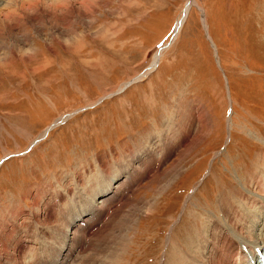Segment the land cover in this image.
<instances>
[{
    "label": "rangeland",
    "instance_id": "374dc122",
    "mask_svg": "<svg viewBox=\"0 0 264 264\" xmlns=\"http://www.w3.org/2000/svg\"><path fill=\"white\" fill-rule=\"evenodd\" d=\"M188 1L146 0L155 10L120 37L137 41H124L132 47L123 50L96 39L82 16L0 33V158L16 154L0 163L2 264L9 233V251L16 241L32 248L24 264L37 252L35 264H65L56 256L80 243L76 226L87 223L79 216L99 201L96 190L110 186L109 177L127 183L130 164L147 151L176 146L193 115L199 121L186 141L131 181L92 232L126 216L138 237L134 264H176L174 248L204 235L207 215L219 216L221 203L235 201L234 190L264 169V0H193L174 37ZM67 30L88 33L79 55L63 44ZM24 48L32 55H19ZM97 56L108 60L103 72L86 67ZM145 200L154 215L138 211Z\"/></svg>",
    "mask_w": 264,
    "mask_h": 264
},
{
    "label": "bare ground",
    "instance_id": "6f19581e",
    "mask_svg": "<svg viewBox=\"0 0 264 264\" xmlns=\"http://www.w3.org/2000/svg\"><path fill=\"white\" fill-rule=\"evenodd\" d=\"M191 6H194L193 0H189L187 2V6H186L187 9L183 12L182 15L183 18H181L175 26V30L173 33L174 37L178 33L181 24L183 22V19L186 16V13ZM72 16L75 19L84 20L81 19L80 13L74 9L72 12L64 16L45 15L43 17H33L30 18L23 25H29L33 28H36L42 23L60 25L62 23H66V21H68V19L71 18ZM21 26L22 25L18 24L15 30ZM6 34L7 36L16 35L15 31L11 29ZM6 34L4 33V35ZM162 51L163 49L160 50L158 56L161 54ZM156 61L157 58L155 59L154 63H156ZM195 121H199V119L196 118L195 115H193L191 119L188 120V124H187L188 127L185 126L184 131L181 134L178 133L179 138H181L182 140L180 139V141L177 142L176 146L171 145L172 147L171 149L175 150L178 146L182 144V142L186 141L190 133H192L193 124ZM191 142L194 143V141ZM191 145L192 144L190 143L189 146ZM171 149L169 148L168 150L167 147H165L163 153H160V155H158L159 153L157 152L153 153L152 150H150L144 154L145 157L144 159L133 160V163L131 164L129 163L131 168L130 174L127 175L129 181L125 184L115 183L114 185H112L114 179L111 180V178L109 177L108 180V178L104 177V180L107 179L109 181L108 183L111 182V185L108 186L107 188L105 187L104 190H100L98 193L96 190L94 195L98 197L99 201L95 206L86 205L87 206L86 212L81 213L79 216V218L81 219L80 222H83L85 224L87 223L86 224L87 227L84 226L85 228L83 230L80 228V226L79 227L78 225L76 226L75 234L77 236V239L80 241V243L74 244L69 242L67 245L63 246V247H71V245L74 244L72 246L73 249L71 251L73 252V250H75V253L67 251L64 257L56 256L57 263L70 264L67 262L72 260L76 252L82 246L83 243L82 237L86 234H90L92 232L91 229L99 223L100 219H103L107 209L109 207L112 208L114 203L119 198L123 197L124 194H127L129 190L132 189V186H134V184L133 185L130 184L131 181L132 183H135L140 178L141 180L147 178V174L150 171H152V169H154L153 168L154 164L160 163L158 161L159 156L160 157L162 156L164 159H166L169 156V152L171 151ZM261 167L263 168L264 165L262 164ZM262 170L264 169L257 170L254 173V175L251 178H249V180L244 179L243 181L244 187L243 185L242 187L240 186L241 189L243 188V191L238 189L234 190L235 195L238 196L235 198V201L233 200L229 202L228 205L223 202L221 203L218 214L219 216L216 215L214 216V214L207 215V217L204 219L205 220L203 224L204 228L202 230L204 231L203 232L204 235L201 232H197L194 235L193 240H190L191 238L187 239V243H184L183 246L177 245V247L174 248L173 251L174 254H176V262H175V258H173L174 261L172 260L174 263L176 264H259L258 253H264V173L262 172L261 174ZM124 177H125L124 172L120 171L119 175H116L114 178H116V181L119 182L122 181ZM110 187L113 188L114 191L109 189ZM89 189L91 190L92 187H90ZM243 196L248 198L247 199L248 202L245 201V198ZM234 202L236 203L234 204ZM253 202L256 204H253ZM99 205H101L104 210H102V212L97 217L94 215L92 210L95 211V209L98 208L100 209L101 207ZM235 208L237 209L235 210ZM94 217H96V221L91 223L93 221L91 218ZM218 222H220L221 224H216ZM216 226H218V228H215ZM55 235L58 236L59 234L57 233ZM4 238L5 239H3L2 241L3 253H4L3 255L6 256L7 258H5L4 256L3 257L7 259L8 262L5 264H21V259L19 258L18 255H20L21 252H24L25 246L17 244L16 241V243L13 244L14 245L13 249H15V246L17 247V249L16 250L12 249V251L11 250L9 251V247L7 245L10 242V240L14 241V239L11 233L5 235ZM50 242L51 241L45 242L47 244V247L51 245ZM11 253L13 255H11ZM171 257H173V255ZM40 261L42 263L48 261L46 260V252L43 250L40 251ZM27 263L30 264L31 260H27ZM0 264H2V260H0Z\"/></svg>",
    "mask_w": 264,
    "mask_h": 264
},
{
    "label": "clouds",
    "instance_id": "9594fccd",
    "mask_svg": "<svg viewBox=\"0 0 264 264\" xmlns=\"http://www.w3.org/2000/svg\"><path fill=\"white\" fill-rule=\"evenodd\" d=\"M158 3L159 0H154ZM86 18L90 26L89 31L96 39L105 43L112 50H123L132 47L123 44L121 40L129 28L137 27L145 22L154 8H150L146 0H3L0 4V33L15 31L16 26L25 24L30 18L47 16H64L73 10ZM87 35L82 30H67L63 44L73 54L79 55L88 46ZM33 50L24 48L19 55L31 56ZM5 56L0 53V67L4 66ZM108 60L104 56L92 59L86 67L103 72ZM138 211L144 216L154 215V208L149 200ZM120 219L101 226L91 234L82 237L81 248L76 252L70 264H134V257L138 248V237L132 225H125ZM32 248L22 254L21 264H24ZM39 252L33 253L31 264H35Z\"/></svg>",
    "mask_w": 264,
    "mask_h": 264
},
{
    "label": "water",
    "instance_id": "95a60500",
    "mask_svg": "<svg viewBox=\"0 0 264 264\" xmlns=\"http://www.w3.org/2000/svg\"><path fill=\"white\" fill-rule=\"evenodd\" d=\"M185 5H186V3L184 4V6H185ZM170 39H171V38H170ZM170 39H169V41H170ZM169 41H168V42H169ZM168 42H167V44H168ZM160 48H161V47H159V48L156 50V52H158ZM130 82H132V80H129L128 83H127V85H129ZM125 86H126V85H125ZM123 89H124V88H123ZM123 89H121V91H122ZM121 91H119V92H121ZM67 116H68V115H67ZM53 125H54V124H50V125H49V128H51ZM43 136H45V134H44ZM43 136H42V137H43ZM35 140H36V139H35ZM35 140H34L33 143H35L38 139H37L36 141H35ZM33 143H32V144H33ZM32 144H29L28 147H30ZM13 155H16V154H10V155H7V156H5V157L0 158V162H2V161H3L4 159H6L8 156L10 157V156H13Z\"/></svg>",
    "mask_w": 264,
    "mask_h": 264
}]
</instances>
